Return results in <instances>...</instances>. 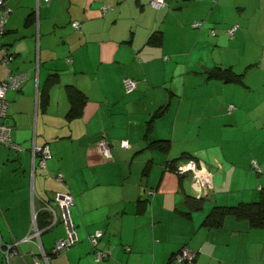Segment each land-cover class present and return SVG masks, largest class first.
<instances>
[{"label": "crops", "instance_id": "crops-1", "mask_svg": "<svg viewBox=\"0 0 264 264\" xmlns=\"http://www.w3.org/2000/svg\"><path fill=\"white\" fill-rule=\"evenodd\" d=\"M45 1L6 0L11 11L0 34V80L9 72L25 75L6 93L4 120L12 127L13 142L21 148L5 145L0 150V258L2 243L17 240L18 253L8 264H36V258L41 264H177L171 256L186 245L196 254L185 264H264V246L257 251L255 233L264 232V227H254L232 214L219 227L203 225L211 209L208 203L190 216L183 213L188 193L198 195V189L208 192L205 199L212 202L233 203L258 197L262 187L258 181L264 177H256L252 169V146L214 149L207 145L205 138L216 128L209 119L213 116L194 111L198 105L203 110L208 102L213 106L225 101L224 97L193 95L186 84L188 76L183 75L179 89L173 83L176 67L189 62L196 38L204 31L218 36L219 47L225 46L226 29L234 26L244 37H262L264 0H167L157 9L150 0ZM103 5L108 8L104 10ZM197 19L205 23L196 30L192 23ZM74 20L80 21L79 28ZM156 30L162 41L150 42ZM4 49L10 55L7 64ZM191 58L196 66V58ZM258 61L247 63L244 71L236 70L235 62L215 63L242 72L241 82L208 74L206 78L222 90L230 84L248 85L247 70L257 66L264 84V54ZM51 72L58 73V80L48 89ZM127 76L137 81L135 90L128 93ZM67 83H75L88 95L83 114L72 119L67 117ZM241 98L244 102H239L236 111L220 110L223 119L239 118L247 101L246 96ZM168 102L146 137L148 120ZM194 118L199 124H192ZM226 123L232 122L225 121L221 127ZM102 131L110 141L111 157L98 147ZM194 133L195 143H204L184 144ZM159 138L170 140L168 151L146 147L148 139ZM122 139L129 140L128 147L121 145ZM35 143L49 145L45 165L39 156L34 157ZM184 150L196 154L193 177L188 172L180 178L170 168L169 159ZM148 162L150 169L144 174ZM239 163L244 169L236 168ZM58 172L63 178H57ZM58 191H71L75 197V206L69 209L72 226L61 217L56 224L39 228L48 254L45 260L30 237L31 226L35 213L56 203ZM55 209L62 213L59 205ZM99 228L103 235L97 247L107 253L98 259L90 235ZM68 229L74 230L77 239L53 252Z\"/></svg>", "mask_w": 264, "mask_h": 264}, {"label": "rangeland", "instance_id": "rangeland-1", "mask_svg": "<svg viewBox=\"0 0 264 264\" xmlns=\"http://www.w3.org/2000/svg\"><path fill=\"white\" fill-rule=\"evenodd\" d=\"M46 4L49 3L46 2ZM39 9L40 3H38L36 8V16H39ZM214 24L218 25V23L216 22H214ZM262 26L263 27H261L259 31L261 32L263 38L260 35H258L257 37H254L252 35H247L246 37H244L242 35L243 31H241V29H239L238 31H234V33L231 34L228 29H226L228 32V36L226 37V43L223 47H219L218 45H216L215 41L218 37L217 35L213 34V36H209V33L204 31V33H202L198 38H196V41L198 42L195 46L193 53H191V57H193L194 59L196 58L197 65L195 66L196 63L192 60L191 57L189 59V62H186L184 64H178V66L176 67L178 75L173 82L178 85L177 88L179 89V85H181V82L184 78L183 75L188 76V81H186V84L188 87H191L190 92L193 95H205L214 99H217L221 96L224 97L225 101L217 102L213 106H209L208 102L206 104V108L203 110L201 109V106L198 105L196 110L194 111L195 114L203 112L206 114H211L213 116V118L209 119L213 121V123L216 125V128L212 129V132L208 135V137L205 138V141L207 142V145H210V147L214 149L220 147L221 145L232 149H234L235 147L240 149L245 146H252V149H250L249 151L255 156L254 158L260 163V166L263 168V172L258 173L254 168L252 169L254 170V172L256 171L255 176L260 178L264 177V163L261 161L264 160V127L261 126V124L264 123V84L260 78L261 71L257 68V66L255 69H248L247 76H245L246 81L249 79V83H247L248 85L241 84L240 86V84H230L222 90L219 85L208 81V79L206 78L207 73L204 69L206 66H212L215 65L216 62H222L224 60L225 65L232 64V62H235L236 70L244 71L246 69L247 63H249L250 61H254V59L260 61L261 55L264 54V49L261 45L264 44V19H262ZM194 29H196V27ZM197 29L200 28L197 27ZM211 29L212 28H210V31ZM186 41H189V35L186 37L185 42ZM200 52L201 55H199ZM189 54L185 56V59L188 57ZM165 84H167V86H171L169 81H166ZM241 87L243 88L240 90ZM248 89H250L251 92L247 91ZM176 92L180 93L179 90ZM245 96L247 98V101L244 105V110L241 112L239 118L234 115L232 117L225 116L226 119H223L220 110L224 113H232L236 111L235 109L238 107L239 102L243 101L241 97L244 98ZM231 104H233L232 109H230L229 107ZM222 106L224 107L222 108ZM216 121L218 122L217 124ZM225 121L232 123H226V126L222 128L221 125ZM197 123V119L194 118L192 124L196 125ZM103 132L104 131H102V133ZM195 135V133L190 134L184 144L194 146L200 143H204L203 140L199 143H195ZM100 139L101 137L99 138L98 143ZM1 148L5 149V145H0V150H2ZM236 168H238V170H242L244 169V165H242V163H239L237 164ZM155 169H157V166L155 167ZM161 171L162 168L160 167V173ZM191 179L192 177L189 178L190 181ZM258 183L264 186V180H259ZM257 191L258 197H255L254 199L259 198L260 189H258ZM197 192L199 195L202 191L197 189ZM52 203L49 204L54 208L58 209V201H56V203ZM75 203L71 207H74ZM205 203H208L209 208H211L215 204V202H212L210 198L205 199ZM262 231L263 230L258 229L257 232H255L257 234V251H261L264 246V232ZM253 260L254 259H252L251 261ZM0 264H7L4 255L0 258Z\"/></svg>", "mask_w": 264, "mask_h": 264}, {"label": "trees", "instance_id": "trees-1", "mask_svg": "<svg viewBox=\"0 0 264 264\" xmlns=\"http://www.w3.org/2000/svg\"><path fill=\"white\" fill-rule=\"evenodd\" d=\"M166 4H167V0H166L165 5ZM202 21H203L202 25H204L205 20H202ZM202 25L195 26L193 24V26L195 27H202ZM149 41L156 42V43L161 42L162 39H161L160 31L156 30L155 32H153L149 38ZM206 71L209 77L222 78L226 81H237V82L244 81L243 80L244 74L242 72H238L234 70L232 66L215 65L214 67L206 69ZM57 80H58V73L51 72L46 80V86H48V89H50L51 86ZM66 89H67L66 91H67V96H68L69 104H70L69 109L67 111V117L72 119V118L81 116L84 112V108L87 102V98H88L87 93L75 83H67ZM127 92H131V91H127ZM169 104H170L169 102L162 104L160 107H158L154 111L152 117L148 120V123H147V132L145 134L146 137H148V133H150V131L153 128L154 119L160 115H163L166 112L167 108L169 107ZM103 135L107 137V133L103 132L102 136ZM39 145H42V144H39ZM146 147L159 149L162 151H168L170 148V140L166 138L148 139L146 143ZM36 156H39V161H40V154H36L34 157ZM195 156H196L195 153H192L191 151H188V150H184L178 156L169 159L168 162H169L170 168L173 171H176L180 175V178H182L181 175L183 173H188V172H191L192 177H193L194 173L193 171H191L192 169L182 172L180 171L179 166L190 160L195 161L196 160ZM251 166L258 173L263 172V168L260 166V163L256 159L252 160ZM149 169H150V162H148L145 165L144 171H143L144 174L147 173ZM58 173H57V178H58ZM207 194L208 192L204 193L203 191L199 195L188 193L186 195L185 209L183 210V213L187 216H190L194 211L203 209L204 203H205V195ZM227 214L235 215L238 218H245L254 227H264V186L260 188V194H259L258 199H254V198L253 199H240L237 202H233V203L216 202L211 207V209L208 211V213L205 215V217L203 218L202 224L209 226V227H219L223 224L224 218ZM36 221H37V225L39 228H43L47 226L50 227L49 225L52 222L51 210L48 207H45L39 210L37 212ZM94 246H95V252H96V249L98 247L97 245H94ZM182 247L176 252H174L173 255L171 256V258L174 261L176 258V254L182 249ZM3 249H4V245L2 243L1 251H2V254L4 255ZM186 262L187 260H183L179 262L176 261L177 264H185Z\"/></svg>", "mask_w": 264, "mask_h": 264}, {"label": "built area", "instance_id": "built-area-1", "mask_svg": "<svg viewBox=\"0 0 264 264\" xmlns=\"http://www.w3.org/2000/svg\"><path fill=\"white\" fill-rule=\"evenodd\" d=\"M46 1L49 2L50 0H46ZM150 3L152 6H154L156 8H161L165 5L166 0H150ZM102 8L104 10H106L108 8V6L103 5ZM0 11H1L0 34H1V33H4V31H5V22H6V19L9 15L10 11H11V8L7 5L6 0H0ZM73 24L77 28L80 27V21L79 20H74ZM193 24L195 26H200L203 24V21L197 20V21H194ZM234 29H235V26L232 27L229 30V32L233 33ZM212 32H214V29H212ZM9 59H10V55L8 53V50L4 49L3 61L7 64ZM24 77H25L24 73L9 72L7 74V76H5L3 79L0 80V145H9V146H12L16 149H20L21 145L13 142L12 134H11L12 133L11 132L12 127L9 123H7L4 120V118L7 114V108H8V99H7L6 93L10 87L18 86L24 80ZM124 83H125V88L127 91H132L137 86L136 79H134L133 77H130V76L125 77ZM229 107H230V109H232L233 104H231ZM121 145L122 146H128L129 145L128 139H122ZM98 147L107 157L112 156L111 144H110L108 138L105 137V135H103L101 137V139L98 143ZM33 153H34V156L36 154H40V161L39 162L42 165H45L46 159L50 156L49 145L47 143L42 144V145L35 143L33 145ZM195 166H196L195 161L190 160V161L180 165L179 169H180V171L184 172V171L189 170V169H195ZM58 178H60V179L63 178L62 172L58 173ZM56 200L58 201L59 206L62 209V213L59 214L58 211L51 205L47 206L51 210V213H52V222L50 223V225H54L57 222H59L61 217L67 223V218L69 216V209L75 203V197H74L73 193H71V192H60V191H58L56 194ZM32 229H33V233L30 235L31 239H33L38 244V246L41 250V254L45 258V260H48L47 251L44 249V247L41 244V239H40L41 230L39 229V227L37 225L36 213L34 214ZM68 231L69 232L65 237L60 238L56 241L55 245L52 248L53 252H58L62 249H65L75 242L77 237L74 234V230L68 229ZM102 235H103V230L100 228L96 229V232L93 233L92 235H90V238H91L94 245L98 244L99 237H101ZM17 243H18L17 240H14L13 242H3V245H4L3 250H4V255H5L7 262H9V258L12 255L18 253V249L16 247ZM96 253H97V256L99 259L107 253V250H104V249L98 247L96 249ZM195 254H196L195 250L191 249L187 245L183 246L182 249L176 254V261L179 262V261L191 259L194 257ZM36 264H41L39 258H36Z\"/></svg>", "mask_w": 264, "mask_h": 264}, {"label": "water", "instance_id": "water-1", "mask_svg": "<svg viewBox=\"0 0 264 264\" xmlns=\"http://www.w3.org/2000/svg\"><path fill=\"white\" fill-rule=\"evenodd\" d=\"M197 176V175H196ZM68 215V214H67ZM67 223L69 224V226L71 227L72 225V223H71V220H70V217L68 216V218H67Z\"/></svg>", "mask_w": 264, "mask_h": 264}]
</instances>
